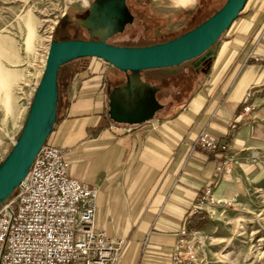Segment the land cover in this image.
I'll use <instances>...</instances> for the list:
<instances>
[{"label":"crops","instance_id":"1","mask_svg":"<svg viewBox=\"0 0 264 264\" xmlns=\"http://www.w3.org/2000/svg\"><path fill=\"white\" fill-rule=\"evenodd\" d=\"M146 1L177 16L213 0ZM251 54L264 57V0H247L206 63L194 66L190 88L173 92L185 94L172 105L158 101L161 109L141 125L108 117L110 91L126 74L105 69L87 82L93 86L71 91L67 85L47 142L66 152L71 178L97 188L95 226L126 241L117 264H171L177 233L199 223L190 211L205 189L216 201L232 200L263 174L264 68L248 59ZM248 91L254 109L231 131ZM125 127L131 131L124 133ZM201 132L229 145L231 161L221 172L220 154L191 150ZM14 135L0 128V152Z\"/></svg>","mask_w":264,"mask_h":264},{"label":"rangeland","instance_id":"2","mask_svg":"<svg viewBox=\"0 0 264 264\" xmlns=\"http://www.w3.org/2000/svg\"><path fill=\"white\" fill-rule=\"evenodd\" d=\"M91 1L0 0V128L7 137L15 134V140L25 120V107L40 80L49 41L88 39L77 22ZM224 2L209 1L193 14L174 16V12L159 11L146 0H127L133 22L108 40V44L132 47L171 40L210 17ZM162 14L165 16H159ZM194 63L195 60L178 67L146 71L141 76L159 89L156 95L159 103L172 105L180 94H185L173 92L190 88ZM105 69L113 68L96 58L61 67L57 109L62 105L67 85L71 91L93 86L87 82ZM67 70L69 73L65 76ZM11 102L15 108H10ZM194 231L196 264H264V172L243 194L232 200H221L209 209V216L194 225Z\"/></svg>","mask_w":264,"mask_h":264},{"label":"water","instance_id":"3","mask_svg":"<svg viewBox=\"0 0 264 264\" xmlns=\"http://www.w3.org/2000/svg\"><path fill=\"white\" fill-rule=\"evenodd\" d=\"M247 0H225L220 9L202 23L171 40L141 47L107 43L132 23L125 0H93L88 16L79 21L88 40H50L40 80L25 120L10 149L0 161V206L4 205L28 174L35 157L57 122L58 73L61 67L81 59L96 58L126 74L125 82L108 97V117L116 124L141 125L151 120L161 105L158 88L146 83L141 73L203 63L211 48L242 12Z\"/></svg>","mask_w":264,"mask_h":264},{"label":"built area","instance_id":"4","mask_svg":"<svg viewBox=\"0 0 264 264\" xmlns=\"http://www.w3.org/2000/svg\"><path fill=\"white\" fill-rule=\"evenodd\" d=\"M248 59L264 68V57L251 54ZM253 109L252 94L248 91L229 129L234 131L245 123V116ZM122 131L129 133L131 128ZM191 150L220 154L223 161L217 172L226 169L231 161L229 145L206 132L197 136ZM6 153L0 152V161ZM69 168L66 152L46 141L24 180L0 206V264L118 263L126 241L113 238L95 226L97 188L71 178ZM218 203L207 188L191 208L190 217L203 220ZM195 235L187 225L180 229L171 264L197 263Z\"/></svg>","mask_w":264,"mask_h":264},{"label":"flooded vegetation","instance_id":"5","mask_svg":"<svg viewBox=\"0 0 264 264\" xmlns=\"http://www.w3.org/2000/svg\"><path fill=\"white\" fill-rule=\"evenodd\" d=\"M93 1V0H92ZM91 1V2H92ZM90 2V3H91ZM125 3H126V7H127V9H128V11H129V8H128V5H127V0H125ZM130 13V12H129ZM130 15H131V13H130ZM87 16H88V7H87V11H86V13H85V15L83 16V18L82 19H80L79 21H82V20H85L86 18H87ZM132 16V15H131ZM133 18V17H132ZM79 21L77 22V24H78V26L82 29V30H84L85 32H86V34H87V36H88V39H89V35H88V33H87V31L83 28V27H81L80 25H79ZM132 22H133V20H132ZM128 25H130V24H127L126 26H125V28L128 26ZM124 28V29H125ZM118 35V34H117ZM114 36H116V35H114ZM114 36H112V37H110V38H108L107 39V43H108V40H110L111 38H113ZM87 39V40H88ZM72 40H77V39H72ZM125 81H123V83H124ZM144 82H146V83H148L147 81H144ZM123 83H121L120 85H122ZM150 84V83H149ZM119 85V86H120ZM150 85H152V84H150ZM152 86H154V85H152ZM112 90V89H111ZM111 92V91H110ZM159 92V91H158ZM158 92H157V94H158ZM156 94V95H157ZM158 101V100H157Z\"/></svg>","mask_w":264,"mask_h":264},{"label":"trees","instance_id":"6","mask_svg":"<svg viewBox=\"0 0 264 264\" xmlns=\"http://www.w3.org/2000/svg\"><path fill=\"white\" fill-rule=\"evenodd\" d=\"M206 19H207V18H206ZM206 19H205V20H206ZM202 22H203V21H202ZM202 22H200V23H202ZM200 23H199V24H200ZM199 24H198V25H199ZM146 46H148V45H146ZM132 47H141V46H132ZM58 76H59V73H58ZM47 140H48V139H47ZM199 227H200V224L196 227V229L199 228Z\"/></svg>","mask_w":264,"mask_h":264},{"label":"bare ground","instance_id":"7","mask_svg":"<svg viewBox=\"0 0 264 264\" xmlns=\"http://www.w3.org/2000/svg\"><path fill=\"white\" fill-rule=\"evenodd\" d=\"M48 50V49H47ZM47 55V54H46ZM45 58H46V56H45ZM44 64H45V62H44ZM44 67V66H43Z\"/></svg>","mask_w":264,"mask_h":264}]
</instances>
